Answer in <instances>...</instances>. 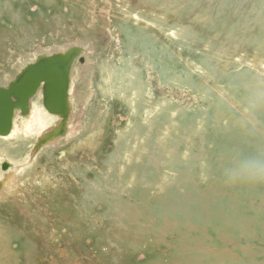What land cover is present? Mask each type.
<instances>
[{"label":"rangeland","instance_id":"374dc122","mask_svg":"<svg viewBox=\"0 0 264 264\" xmlns=\"http://www.w3.org/2000/svg\"><path fill=\"white\" fill-rule=\"evenodd\" d=\"M76 46L67 135L0 136V264H264V0H0L1 87Z\"/></svg>","mask_w":264,"mask_h":264},{"label":"water","instance_id":"95a60500","mask_svg":"<svg viewBox=\"0 0 264 264\" xmlns=\"http://www.w3.org/2000/svg\"><path fill=\"white\" fill-rule=\"evenodd\" d=\"M80 54L81 49L77 46L65 53L41 57L23 69L8 87L0 86L1 137H7L12 132L17 113L22 116L30 114L31 100L39 92L43 93L45 110L52 116L60 117L61 121L56 129L38 140L35 149L38 151L47 143L67 135L71 115V72ZM5 169L7 164H4Z\"/></svg>","mask_w":264,"mask_h":264},{"label":"bare ground","instance_id":"6f19581e","mask_svg":"<svg viewBox=\"0 0 264 264\" xmlns=\"http://www.w3.org/2000/svg\"><path fill=\"white\" fill-rule=\"evenodd\" d=\"M77 47V46H76ZM74 48V47H73ZM70 49H72V48H70ZM70 49H68V50H70ZM81 49V48H80ZM67 50V51H68ZM67 51H65V52H67ZM81 51H82V49H81ZM65 52H62V53H65ZM57 54H60V53H57ZM52 55H55V54H52ZM52 55H49V56H52ZM44 57H47V56H44ZM80 57V56H79ZM78 57V58H79ZM77 58V59H78ZM76 59V60H77ZM38 60V59H37ZM36 60V61H37ZM35 61V62H36ZM82 62H83V59L81 60ZM34 62V63H35ZM33 64V63H32ZM30 65V64H29ZM27 67V66H26ZM25 67V68H26ZM24 68V69H25ZM22 72V71H21ZM69 102H70V97H69ZM37 104H35V103H31L30 104V106H31V118H32V123H28L27 121H25L24 123H23V126L21 127V128H18L17 127V125L14 123L13 124V130H12V132L7 136V137H4V139H11L12 141H13V143L15 144V143H25L26 141H27V139L29 138V137H33V136H35V135H38L39 136V134L41 135L40 136V138H42V137H44V136H46L48 133H50L51 131L49 130V131H46L45 129H47V127H49L50 125H51V123H52V119L50 118H47V117H45V115L43 114V112H42V110L41 109H39V107H38V105L36 106ZM70 108H71V106H70ZM47 116V115H46ZM61 119V118H60ZM61 121V120H60ZM60 125V123L58 124V126ZM57 126V127H58ZM56 127V128H57ZM55 128V129H56ZM67 132L70 130V125H69V122H68V124H67ZM43 130H45V131H43ZM54 130V129H53ZM37 137V136H36ZM31 138H29V140H31ZM39 138V139H40ZM63 138V137H62ZM60 139V138H59ZM53 141H55V140H53ZM52 141V142H53ZM28 142V141H27ZM49 143H51V142H49ZM49 143H47V144H49ZM46 144V145H47ZM7 146H9V145H7ZM45 146V145H44ZM35 151L37 152V150L35 149ZM0 154H1V151H0ZM4 154V153H3ZM5 231H2V233H4ZM4 236H5V234H3ZM2 235V236H3ZM1 236V235H0ZM1 236V237H2ZM0 237V238H1ZM6 238V237H5ZM3 240V239H2ZM5 244V243H4ZM3 243H2V245H4ZM4 247H5V245H4ZM7 247V246H6ZM6 247L4 248V250L6 249ZM3 248V247H2ZM1 248V249H2ZM8 250V249H7ZM2 251V250H1ZM6 253V252H5ZM5 253H4V255H5ZM8 253H9V250H8ZM7 253V254H8ZM3 257V256H2ZM6 257V256H5ZM4 257V258H5ZM9 257V256H8ZM7 257V258H8ZM0 258H1V256H0ZM6 258V259H7ZM10 261V260H9ZM8 261V262H9ZM2 262V261H1ZM8 262H6L5 261V263H8Z\"/></svg>","mask_w":264,"mask_h":264}]
</instances>
